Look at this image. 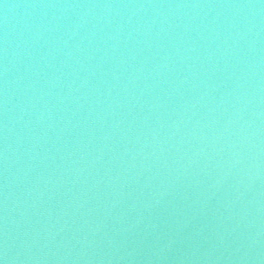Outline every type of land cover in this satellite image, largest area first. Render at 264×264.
Here are the masks:
<instances>
[{"label": "water", "instance_id": "obj_1", "mask_svg": "<svg viewBox=\"0 0 264 264\" xmlns=\"http://www.w3.org/2000/svg\"><path fill=\"white\" fill-rule=\"evenodd\" d=\"M0 264H264V0H0Z\"/></svg>", "mask_w": 264, "mask_h": 264}]
</instances>
